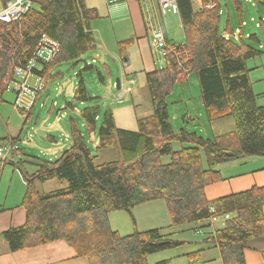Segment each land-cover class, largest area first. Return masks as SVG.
<instances>
[{
	"label": "trees",
	"instance_id": "trees-1",
	"mask_svg": "<svg viewBox=\"0 0 264 264\" xmlns=\"http://www.w3.org/2000/svg\"><path fill=\"white\" fill-rule=\"evenodd\" d=\"M32 1L20 20L0 22V102L7 83L13 80L14 64L32 54L42 34L60 44L44 69V79L53 66L79 58L94 45L91 22L97 13L84 0ZM207 1L201 0L202 5ZM228 1L239 27L235 35L228 9L221 26L219 1L207 9L194 8L192 0H176L186 52L179 59L196 75L207 121L231 117L234 129L205 138L187 130V121L178 129L173 126L166 99L173 83L187 73L174 57H168L164 66L146 73L151 113L137 118L135 130L116 126L110 108L100 117L99 105L85 106L79 112L81 125L69 117L67 149L54 160L35 156L25 160L33 166L31 172H23L26 189L20 206L25 209V222L0 234L12 252L63 240L75 255L86 256L89 264H147L149 254L191 241L162 234L161 227L120 235L109 226L107 215L117 210L131 213L136 205L162 199L170 217L168 227L194 223L198 231L210 228L208 220L214 214L210 206L218 215L233 214L224 226L204 232L197 243L216 247L223 264H245L248 241L264 236V185L213 200L204 194L206 185L220 179L218 165L245 156H264V105L256 103L247 66L248 59L264 52L254 47L253 41L262 46L259 36H246L242 30L246 0ZM255 2L264 7V0ZM263 18L257 25L264 42ZM126 44L119 42L120 47ZM72 96L80 102L89 100L83 80ZM95 133L96 148H117L116 160L97 162L86 138ZM5 139L0 137V142ZM54 178L65 180L67 186L51 192L37 189L36 181ZM199 253L197 249L187 254L193 259Z\"/></svg>",
	"mask_w": 264,
	"mask_h": 264
},
{
	"label": "crops",
	"instance_id": "crops-1",
	"mask_svg": "<svg viewBox=\"0 0 264 264\" xmlns=\"http://www.w3.org/2000/svg\"><path fill=\"white\" fill-rule=\"evenodd\" d=\"M117 1L118 2L115 4H108L106 0H84V3L86 7L95 10L97 13L96 19H103L106 23L111 25L113 38H119L116 39V44L112 43L111 46L116 52H118L120 59L125 65V82L120 81V87H129L130 91L132 90L131 93L128 92V94H126V96L129 95V99L132 103L130 106L121 109L112 108V113L116 126L135 130L137 118L151 113V105L147 101L148 97L145 88L146 73L153 71L156 67L162 66V64L158 52L155 51L150 44L149 33L144 18L145 12L140 6L138 0ZM154 4H157V0L154 1ZM192 4L194 8H199L201 7L202 2L201 0L198 2L192 0ZM3 5L4 3L0 1V9ZM223 12L224 9L222 8V13ZM229 13L231 14V17H233L230 11ZM243 22H245L242 26V30L244 31L243 27L247 24L245 20ZM238 28L239 27L235 25L234 35L238 33L236 32ZM179 29H181L182 33L183 29L179 14H167L164 18V31L168 44L177 45L184 42V33L181 35L182 41L180 42L172 41L169 36V33L178 32ZM244 33H246V35L248 34L245 31ZM224 35L225 37H228L226 33ZM123 41H127V44L125 46L121 45L120 47L119 42ZM71 94L73 95V93ZM126 96H124V98ZM64 114L65 113H61L60 116L56 118L57 123L61 122ZM22 117H25L26 119L27 115L25 114ZM220 120L222 119L213 121L211 124L220 122ZM59 129L63 132L58 133ZM59 129L58 126H53V128L49 129V134L46 135V139L48 140L47 145L37 146L34 142H27L25 147L28 148V150H31V153L33 152V155L31 154L29 156H36L37 158L46 160H54L57 158L70 146L69 130L66 132L62 126L59 127ZM233 129L234 126L229 131H232ZM53 132L59 134L58 139L52 134ZM0 137H5V140L12 138L18 145L17 152H13L5 161H0L2 162L0 163V191H2V197L0 199L1 234L6 229L10 227H19L25 222V209L20 206V202L26 189V182L23 180V172H21L20 169L16 172L12 168L10 176H5L7 162L12 163L13 167L16 165L19 167V164L23 161L22 157L24 156V151L19 143L20 135L9 126L4 125V129L0 131ZM36 148L40 149L37 154H34L33 150H36ZM41 156H43V158ZM216 168L219 170L220 179L204 187V194L208 200L241 192L250 189L253 186L264 185V156H245L222 163ZM4 177H6V181L3 184ZM48 181L50 180L43 181L41 185L48 183ZM9 190L13 193V201L10 203L8 201L10 195ZM43 192L51 191L45 190ZM122 211L123 210L110 212L108 213L107 218L112 230H115L120 235H128L134 231L133 223L130 221L128 222L127 216L123 214ZM262 211L264 213V205L262 206ZM232 217L233 214H228V218H225L222 215L215 220L210 218L208 220L211 225L210 228H204L198 231V234H201L200 236L202 237L204 232L209 229L211 230L224 226ZM188 225L190 226H188L187 229L194 228V223H188ZM181 226L184 225H180V228L174 226L177 230L169 231L166 234L172 233L175 235L178 234L180 230L183 231V229H186L185 227L181 228ZM136 228L138 231L145 230L139 229L137 225ZM173 228H171V230ZM178 250H181V248L168 249L149 254L147 256V264H158L160 262H167V264H223L219 250L216 247H206L204 244L200 245V253L192 255L194 256L193 259L189 257L190 255H187V253H189L188 251L181 250L178 252ZM244 263L264 264V236H259L248 241V248L244 250ZM0 264H89V261L86 256L75 255L74 249L63 240H57L21 251L12 252L7 242L0 237Z\"/></svg>",
	"mask_w": 264,
	"mask_h": 264
},
{
	"label": "rangeland",
	"instance_id": "rangeland-1",
	"mask_svg": "<svg viewBox=\"0 0 264 264\" xmlns=\"http://www.w3.org/2000/svg\"><path fill=\"white\" fill-rule=\"evenodd\" d=\"M193 1L198 2L200 0ZM218 1L224 9L223 15L221 16V25H224L226 9L228 8L230 12H233V10L228 0ZM252 1L255 4L247 3L246 1L244 2V20L247 25L243 27V29L250 35L257 34L259 36L262 46L260 48V44L253 41L254 47L255 49H259V51L264 52L263 36L260 27L257 25V23L260 22V18L264 17V7H262L260 3L256 4V0ZM233 22L237 26V20L235 17H233ZM91 26L96 38L94 46L90 47L79 58L59 62L48 71L49 73L45 76V87L38 93L37 100L31 111L26 113V119L25 117H22L25 114L17 111L12 106L14 99V92L11 89L12 83L4 92L3 101L0 102V131H2L4 125H6L18 132L20 135L19 143L24 151V156L22 157L23 161L19 164V167L15 164V168L12 166V163L7 162L5 176H10L12 168L16 172L19 171L18 169H20L21 172H31L33 166L25 162V160L29 159V155L33 152L31 153V150H28V148L25 147L26 143L30 141L34 142L37 146L47 145L48 140L46 139V135L49 134V129L53 128V126H58V129L62 126L64 130L68 132L70 116H73L78 124L81 125L79 112L83 107L95 104L99 105V115L101 117L104 111L108 108L121 109L131 105L132 101L129 99V95L124 98V101L115 99L119 92V89L116 88V79H123L120 81L125 82V65L120 59L118 52H116L111 46L112 43L116 44V39L119 38H113L111 25L106 23L103 19H94ZM181 35H183L181 29H179L178 32L169 33L171 40L174 42L182 41ZM107 55L115 61L108 58ZM247 66L250 69L248 75L252 89L254 93L257 94L256 103L258 105H264V53L248 59ZM81 80L84 82L89 98V100L85 102L76 101L71 94ZM131 92L132 90L130 93ZM147 101L150 103L149 99H147ZM66 102L72 103L74 107H70ZM166 102L168 113L173 126L176 129L183 125V121H187L188 123L185 125L187 130L194 131L205 138H212L217 134L229 131L234 126L231 117L221 118L222 120H220V122L212 124L207 121L200 100L198 80L194 72H189L181 81L177 80L173 83L172 91L167 97ZM61 113L65 114L62 117L61 122L57 123L56 118L60 116ZM190 118H193V120ZM61 132L63 131L59 129L58 133ZM52 134L57 137V139L59 138V134L56 132H53ZM86 138L87 146L90 149L91 154L96 155L97 162L112 161L119 157L117 148H96L97 133L91 135L90 138L86 136ZM39 149L40 148H36V150H33L34 154H37ZM41 157L43 158V156ZM5 181L6 177H4L3 184ZM41 184L42 182L36 181V186L41 192L45 190L53 191L67 186L65 180H60L58 178L50 179V181L44 185ZM9 192L10 195L8 201L10 203L13 201V193H11V190H9ZM1 197L2 191H0V199ZM122 213L127 216L128 222L130 221L133 223V230L137 229L136 225L139 229L161 227L162 234L177 230L175 227H168L170 217L167 212L166 204L162 199L136 205L131 209V213L125 212L124 210ZM188 226L190 225L186 224L181 226V228L185 227L186 229H183V231L180 230L178 234L173 236L176 239L188 240L191 242L170 249L181 248V250L191 253L200 248L201 244L197 243V241L202 239V237L200 236L201 234H198V230H196L198 228L194 230L187 229ZM177 227L180 228V226ZM171 228L173 229L171 230ZM181 250H178V252Z\"/></svg>",
	"mask_w": 264,
	"mask_h": 264
},
{
	"label": "built area",
	"instance_id": "built-area-1",
	"mask_svg": "<svg viewBox=\"0 0 264 264\" xmlns=\"http://www.w3.org/2000/svg\"><path fill=\"white\" fill-rule=\"evenodd\" d=\"M138 0L140 6L145 12V23L149 33V41L152 48L158 52L162 66L168 57L172 56L178 61L184 73H189V69L184 67L183 61L179 59L181 55L186 56L182 44L170 45L165 36L164 18L167 14H178V5L176 0ZM255 4L252 0H246ZM108 4H115L117 0H106ZM33 6L32 0H6L0 9V22L11 23L20 20L23 15ZM207 9L215 6V0H208L201 5ZM245 22H242L244 25ZM238 32V30H236ZM235 32V33H236ZM60 45L58 41L42 34L39 43L32 54L24 61H17L13 66L12 83L14 99L12 106L21 113H27L33 108L38 93L45 87L44 69L54 59L59 52ZM130 92L129 87H120L116 95L117 100H123L124 96ZM119 97V98H118ZM18 151V145L12 138L0 142V161H5L13 152ZM210 212H213L212 220L217 219L220 215L215 213V208L210 206ZM228 218V214H222ZM213 222V221H212Z\"/></svg>",
	"mask_w": 264,
	"mask_h": 264
},
{
	"label": "water",
	"instance_id": "water-1",
	"mask_svg": "<svg viewBox=\"0 0 264 264\" xmlns=\"http://www.w3.org/2000/svg\"><path fill=\"white\" fill-rule=\"evenodd\" d=\"M108 58H110L111 60L115 61L114 59H112L109 55H107ZM116 88L119 89L120 88V80L119 78L116 79Z\"/></svg>",
	"mask_w": 264,
	"mask_h": 264
},
{
	"label": "bare ground",
	"instance_id": "bare-ground-1",
	"mask_svg": "<svg viewBox=\"0 0 264 264\" xmlns=\"http://www.w3.org/2000/svg\"><path fill=\"white\" fill-rule=\"evenodd\" d=\"M3 1V0H2ZM28 12V11H27ZM93 13V12H92ZM229 17V16H228ZM223 26V25H222ZM241 27V26H240ZM90 28V27H89ZM123 46V45H122ZM90 47V46H89ZM155 52V51H154ZM179 66V65H178ZM183 74V73H182ZM24 180V179H23Z\"/></svg>",
	"mask_w": 264,
	"mask_h": 264
}]
</instances>
